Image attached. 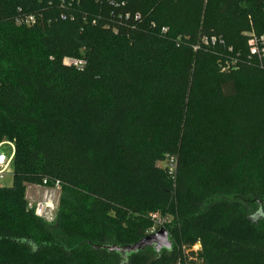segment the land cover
I'll return each mask as SVG.
<instances>
[{"label": "trees", "instance_id": "16d2710c", "mask_svg": "<svg viewBox=\"0 0 264 264\" xmlns=\"http://www.w3.org/2000/svg\"><path fill=\"white\" fill-rule=\"evenodd\" d=\"M21 14L37 23L17 26ZM252 32L264 35V0H0V144L15 148L0 264H264V41ZM44 181L61 186L53 222L27 199ZM169 217L171 251L106 249Z\"/></svg>", "mask_w": 264, "mask_h": 264}, {"label": "built area", "instance_id": "2783aa9c", "mask_svg": "<svg viewBox=\"0 0 264 264\" xmlns=\"http://www.w3.org/2000/svg\"><path fill=\"white\" fill-rule=\"evenodd\" d=\"M141 16L138 14L137 18H140ZM63 20L67 19L66 16L62 17ZM37 23L36 15L34 14H21L16 19V24L19 27H33ZM167 30L164 29L163 32L165 33ZM215 43V39L213 40ZM206 44H208V41L205 40ZM64 63L67 66L75 67L78 70H84L87 66V63L84 59H72V58H66ZM12 147V153L10 155H7L3 151V144H0V178L3 179L5 176L10 172V169L13 164V158H14V151L15 148L11 144ZM167 169L170 175H174L177 169V159L175 157H169L168 159V165ZM41 188L46 189V194L44 195L43 199L39 202H36L34 204H31V206L35 209V214L37 217L42 218L48 222H53L56 218V214L59 208L57 195L61 191V186L59 183H56L54 187H48V181H44L43 185L39 186ZM161 222V221H160ZM160 222L159 225L154 228L150 234H154L158 232L160 228Z\"/></svg>", "mask_w": 264, "mask_h": 264}, {"label": "rangeland", "instance_id": "374dc122", "mask_svg": "<svg viewBox=\"0 0 264 264\" xmlns=\"http://www.w3.org/2000/svg\"><path fill=\"white\" fill-rule=\"evenodd\" d=\"M250 37L253 38L252 42L251 43H254V45H259V43H261V41H264V35L263 36H256L255 33H249L248 34ZM230 53L232 52L231 50L229 51ZM222 52H219L217 53L216 57L218 58L217 59V64H218V67L219 69L224 72V66L226 65V62L225 60L222 58ZM238 54H232L231 57H236ZM231 66H228L226 69H229ZM1 144H3V151L7 154V155H10L12 153V147L10 146L11 143L8 142V141H4L2 142ZM168 159L169 157L166 156L162 161L159 162V165L162 169L166 170L167 169V165H168ZM254 160H256V156L253 157ZM227 166V161H224V165H222V167H218V169L215 171V174L217 177H220L221 173L223 172V170L226 168ZM13 165L10 169V172L5 176V178L1 179L0 178V186L2 187H10L13 185ZM226 182H230V179L229 178H226ZM60 199H61V191L58 193L57 195V202H58V205L60 203ZM160 228H165L169 233H170V238L172 241L173 238H172V235H171V231L172 229H174L175 227V224L173 223V218L172 217H169L168 220H160ZM201 250V247H200V243L196 244L195 247H193V249L191 250L192 252H198Z\"/></svg>", "mask_w": 264, "mask_h": 264}, {"label": "water", "instance_id": "95a60500", "mask_svg": "<svg viewBox=\"0 0 264 264\" xmlns=\"http://www.w3.org/2000/svg\"><path fill=\"white\" fill-rule=\"evenodd\" d=\"M172 248L173 241L165 228H161L158 232L150 234L134 245L126 247H106L107 250L120 253L124 256L136 254L147 249H154L157 253H160L163 250L171 251Z\"/></svg>", "mask_w": 264, "mask_h": 264}, {"label": "crops", "instance_id": "0c3cea01", "mask_svg": "<svg viewBox=\"0 0 264 264\" xmlns=\"http://www.w3.org/2000/svg\"><path fill=\"white\" fill-rule=\"evenodd\" d=\"M2 187V186H0ZM11 187V186H10ZM46 189L41 188L39 186L30 185L27 188V199L31 204L39 202L43 199L46 194Z\"/></svg>", "mask_w": 264, "mask_h": 264}]
</instances>
